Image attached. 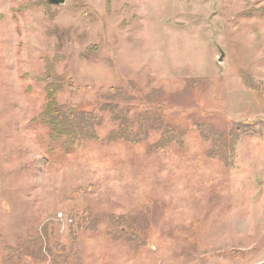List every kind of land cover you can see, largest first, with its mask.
I'll list each match as a JSON object with an SVG mask.
<instances>
[{
	"label": "rangeland",
	"instance_id": "1",
	"mask_svg": "<svg viewBox=\"0 0 264 264\" xmlns=\"http://www.w3.org/2000/svg\"><path fill=\"white\" fill-rule=\"evenodd\" d=\"M0 264H264V0H0Z\"/></svg>",
	"mask_w": 264,
	"mask_h": 264
},
{
	"label": "water",
	"instance_id": "2",
	"mask_svg": "<svg viewBox=\"0 0 264 264\" xmlns=\"http://www.w3.org/2000/svg\"><path fill=\"white\" fill-rule=\"evenodd\" d=\"M47 1L51 5H61L66 3V0H47Z\"/></svg>",
	"mask_w": 264,
	"mask_h": 264
},
{
	"label": "trees",
	"instance_id": "3",
	"mask_svg": "<svg viewBox=\"0 0 264 264\" xmlns=\"http://www.w3.org/2000/svg\"><path fill=\"white\" fill-rule=\"evenodd\" d=\"M50 109L52 108V107H55V106H48ZM52 124V123H51Z\"/></svg>",
	"mask_w": 264,
	"mask_h": 264
}]
</instances>
